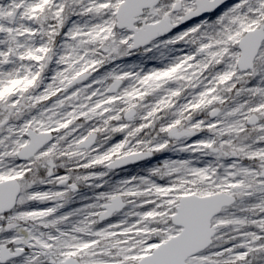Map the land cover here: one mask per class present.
Returning <instances> with one entry per match:
<instances>
[{
	"label": "snow or ice",
	"instance_id": "6c2138e0",
	"mask_svg": "<svg viewBox=\"0 0 264 264\" xmlns=\"http://www.w3.org/2000/svg\"><path fill=\"white\" fill-rule=\"evenodd\" d=\"M0 264H264V0H0Z\"/></svg>",
	"mask_w": 264,
	"mask_h": 264
}]
</instances>
